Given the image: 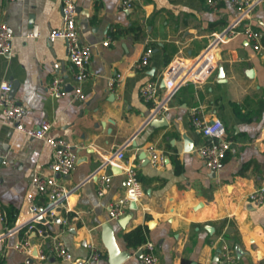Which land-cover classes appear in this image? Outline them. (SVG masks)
Segmentation results:
<instances>
[{
    "label": "crops",
    "instance_id": "obj_1",
    "mask_svg": "<svg viewBox=\"0 0 264 264\" xmlns=\"http://www.w3.org/2000/svg\"><path fill=\"white\" fill-rule=\"evenodd\" d=\"M63 1L0 0V21L14 34L13 56L0 55V85L17 81L13 99L27 110L21 122L35 128L49 121L51 135L68 140L80 156L76 169L60 179L73 192L63 212L68 222L58 217L44 226L47 234L61 236L77 258L95 248L102 258L94 264H110L103 240L106 223L113 226L120 250L131 253L122 264H141L140 247H130L125 239L139 226L147 227V241L156 245L163 264H219L224 242L234 248L238 264H264V203L249 199L264 188V56L244 35L219 44L213 74L202 83L184 84L150 122L154 105L140 94L151 80L159 81L163 94L162 76L170 64L178 57L199 56L215 33L236 20L232 3L220 0L213 9L206 0H133L132 8L123 9L122 0H74L81 39L94 49L85 98L79 100L66 43L49 40L50 31L64 24ZM247 21L264 33V0H257ZM108 38L112 43L104 46ZM148 47L154 49L150 63L138 69ZM117 75L120 84L113 92L109 81ZM57 76L69 90L61 98L48 94ZM193 108L208 122H223L233 142L218 172L207 169L197 153L206 138L191 122ZM124 146L125 161L137 171L144 196L123 225L109 218L108 205L124 193V174H115L102 197L96 174L113 173L101 169V162ZM152 150L167 153L164 166L151 163ZM143 152L149 159L141 158ZM52 153L44 140L0 116V157L8 161L0 164V205L6 213L5 221L0 216V264H69L50 251L51 238L15 230L30 220L32 176L50 173ZM27 238L31 254L18 248Z\"/></svg>",
    "mask_w": 264,
    "mask_h": 264
},
{
    "label": "built area",
    "instance_id": "obj_2",
    "mask_svg": "<svg viewBox=\"0 0 264 264\" xmlns=\"http://www.w3.org/2000/svg\"><path fill=\"white\" fill-rule=\"evenodd\" d=\"M238 12L236 20L224 31L215 33L207 49L192 60L183 57L176 58L164 71L162 79L165 83L164 93L160 91L159 81L151 80L145 83L140 90L142 99L153 104L152 114L148 122L161 115L166 109L168 101L173 97L179 88L188 82L195 84L206 81L216 69V48L219 44L227 43L238 35H244L253 43V48L257 53L264 56V33L255 28L247 20L251 17L252 10L257 0H229ZM209 7L216 9L220 0H206ZM121 7L130 9L133 7V0H122ZM64 24L60 28H53L49 33V40L54 42L63 39L66 43L68 59L74 69L75 87L74 96L83 100L84 83L89 79L91 72L89 66L94 54L92 44L82 41L77 17L78 8L74 0H64L62 4ZM32 37L33 35H29ZM14 34L5 21H0V55L12 57ZM112 39L108 38L103 45L109 46ZM154 53L152 47H148L139 62L138 69L146 68ZM120 76L117 75L109 81V89L115 92L119 86ZM12 84L3 81L0 85V116L7 120L14 121L17 130L24 132L28 136L44 140L52 149V159L49 162V174H35L31 180V190L27 194V204L30 212L29 222L16 231L25 230L28 235L35 234L43 238H51L50 251L56 253L62 260L69 264H94L98 263L102 255L95 248L85 258H77L67 248L61 236H50L44 226H47L59 217L60 222L67 223L68 218L63 217V212H68V203L72 195V190L66 187L60 180L69 176L77 167L79 162V152L76 147L62 137L51 135L52 124L44 121L38 127L27 128L21 121L27 110L22 104L10 97ZM48 94L55 98H61L69 94L62 77H55L48 87ZM191 122L194 128L206 138V143L197 149V153L202 158L207 169L218 172L232 149V140L227 137L226 127L220 120L208 122L202 117L199 108H193ZM126 146L119 148L114 154L102 160L100 168L121 169L125 176L124 193L112 200L108 205V215L111 220H118L125 217L132 209V203H138L144 196V189L138 173L134 168L127 165L125 161ZM168 155L165 152L152 150L150 161L154 166L162 167L166 164ZM5 164L8 161H3ZM97 190L99 196H104L110 189L115 173L96 174ZM249 199L257 204L264 203V188L249 195ZM67 205V206H66ZM0 216L6 220V213L0 205ZM44 218V221L41 220ZM12 231V230H11ZM8 230V234H11ZM20 251L31 254L32 243L22 240L18 244ZM143 251L141 264H163L157 254V247L153 242L147 241L140 247ZM42 259L46 258L44 251L40 250ZM219 264H238L237 254L232 246L224 242L219 251Z\"/></svg>",
    "mask_w": 264,
    "mask_h": 264
},
{
    "label": "water",
    "instance_id": "obj_3",
    "mask_svg": "<svg viewBox=\"0 0 264 264\" xmlns=\"http://www.w3.org/2000/svg\"><path fill=\"white\" fill-rule=\"evenodd\" d=\"M18 86H19V83L17 81L14 82L11 90H10V97L11 98H14L15 97V94L18 90ZM162 86L164 87L165 86V83L164 81L162 80ZM157 120H154L152 122V124H154ZM189 150H192L193 149V146H191L190 148H188ZM141 158L143 159H149L148 158V154L147 152H143V154L141 155ZM4 161V158L3 157H0V164L3 163ZM113 172L115 174H119L121 173V169L117 168V167H114L113 169ZM34 177V175L32 176V178ZM132 209H136L138 207V205L136 203H132L131 205ZM131 217V214H128L126 215L125 217L121 218L120 219V222L121 224L124 225L125 222H127ZM44 221V218L41 219ZM103 240L108 248V252H109V262L110 264H122L130 255L131 253L130 252H127V251H121L118 244H117V241H116V238H115V235H114V229H113V226L110 224V223H106L103 225ZM239 248H237L238 250ZM35 255L37 256V252L35 251ZM137 256L139 257H142L143 255V251L142 250H139L138 253L136 254Z\"/></svg>",
    "mask_w": 264,
    "mask_h": 264
},
{
    "label": "trees",
    "instance_id": "obj_4",
    "mask_svg": "<svg viewBox=\"0 0 264 264\" xmlns=\"http://www.w3.org/2000/svg\"><path fill=\"white\" fill-rule=\"evenodd\" d=\"M173 161L175 162L177 169L181 170L179 160L176 157H174ZM147 231H148L147 227L139 226L136 229L132 230L131 232L127 233L125 235V239L128 245L136 249L144 245L148 240Z\"/></svg>",
    "mask_w": 264,
    "mask_h": 264
}]
</instances>
